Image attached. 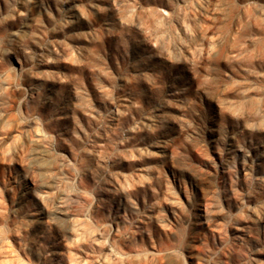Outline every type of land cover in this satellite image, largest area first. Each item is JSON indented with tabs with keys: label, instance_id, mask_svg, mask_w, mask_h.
<instances>
[{
	"label": "rangeland",
	"instance_id": "374dc122",
	"mask_svg": "<svg viewBox=\"0 0 264 264\" xmlns=\"http://www.w3.org/2000/svg\"><path fill=\"white\" fill-rule=\"evenodd\" d=\"M0 264H264V0H0Z\"/></svg>",
	"mask_w": 264,
	"mask_h": 264
},
{
	"label": "bare ground",
	"instance_id": "6f19581e",
	"mask_svg": "<svg viewBox=\"0 0 264 264\" xmlns=\"http://www.w3.org/2000/svg\"><path fill=\"white\" fill-rule=\"evenodd\" d=\"M63 199V198H62Z\"/></svg>",
	"mask_w": 264,
	"mask_h": 264
}]
</instances>
